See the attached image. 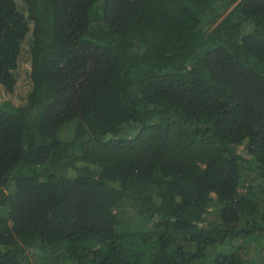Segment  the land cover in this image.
Instances as JSON below:
<instances>
[{
	"label": "trees",
	"instance_id": "1",
	"mask_svg": "<svg viewBox=\"0 0 264 264\" xmlns=\"http://www.w3.org/2000/svg\"><path fill=\"white\" fill-rule=\"evenodd\" d=\"M0 264H264V0H0Z\"/></svg>",
	"mask_w": 264,
	"mask_h": 264
},
{
	"label": "rangeland",
	"instance_id": "2",
	"mask_svg": "<svg viewBox=\"0 0 264 264\" xmlns=\"http://www.w3.org/2000/svg\"><path fill=\"white\" fill-rule=\"evenodd\" d=\"M61 134L63 135V138L65 139L66 138V136H68L67 137V139L69 138V135H70V130L69 129H67L66 127L61 131ZM242 152H243V149H242Z\"/></svg>",
	"mask_w": 264,
	"mask_h": 264
}]
</instances>
